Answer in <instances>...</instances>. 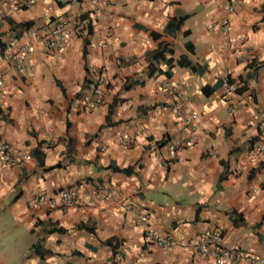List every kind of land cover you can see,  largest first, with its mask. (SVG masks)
Wrapping results in <instances>:
<instances>
[{"label": "crops", "instance_id": "crops-1", "mask_svg": "<svg viewBox=\"0 0 264 264\" xmlns=\"http://www.w3.org/2000/svg\"><path fill=\"white\" fill-rule=\"evenodd\" d=\"M223 1L107 0L106 12L95 14L34 0L0 19V138L28 153L19 165L0 166V264H121L117 254L133 264H212L215 250L194 246L205 233L264 255V153H249L264 139L256 118L264 114V0H241L230 11ZM69 14L78 34L52 50L35 38L20 52L24 29ZM169 17L182 19L173 34L163 31ZM160 44L171 52L163 54L170 76L150 55ZM6 49L24 61V73ZM180 56L204 71L176 65ZM99 75L100 101L91 107ZM225 77L239 91L209 89ZM176 137L184 145L170 155L166 143ZM71 186L80 190L77 204L48 205ZM101 186L118 190L117 199H95ZM232 210L242 223L232 224ZM147 228L176 245L150 244ZM36 241L48 252L36 255Z\"/></svg>", "mask_w": 264, "mask_h": 264}, {"label": "built area", "instance_id": "built-area-1", "mask_svg": "<svg viewBox=\"0 0 264 264\" xmlns=\"http://www.w3.org/2000/svg\"><path fill=\"white\" fill-rule=\"evenodd\" d=\"M64 4V6H70L71 4H79L81 6L88 8L91 12L95 14L106 12L108 7L107 0H57ZM241 0H224L223 8L227 11L232 9V4L240 2ZM34 3V0H0V19L9 14L11 11L19 8H29ZM69 16L55 18L50 20L43 27H29L24 29L23 37L25 42L19 45V50L21 53H27L31 46V41L35 38L41 40V45L45 50L57 49L67 42L68 38L73 34H78L80 28L76 26L77 20L72 22ZM76 19V18H75ZM222 37L223 44L226 47H229L233 40L229 36V25L225 19H221L218 22ZM4 58L7 59L11 66L18 68L20 73L26 71L24 61L20 59V56L15 53L13 50L6 49L4 50ZM96 83L98 84L97 88L93 89L94 99L89 102V105L92 107L98 102L100 98V85H102L103 80L101 77L96 78ZM164 88L168 87V83L163 84ZM222 87L231 92H234V85L227 84V82L222 83ZM1 88V82H0ZM193 114L190 115L189 120L194 119ZM257 120L264 122V114L260 115L257 113ZM191 129L194 130V127L191 126ZM184 145V139L177 137L169 140L166 143V151L168 154H173L176 149L181 148ZM251 155L256 153H264V139L260 143L256 144L249 150ZM27 158L25 152H17L12 149L8 141L3 138H0V166L1 165H18ZM79 188L77 186H71L65 188L57 193L56 198L49 199L48 205L51 207L62 206V205H75L78 202L79 197ZM94 198H110L116 200L119 196L118 190L115 188L103 187L101 186L94 192ZM43 199L42 196H40ZM144 239L152 245L158 247L171 248L176 245L177 241L169 236L168 234H161L156 230L147 228L144 231ZM194 246L199 253H205L209 250H215L214 259L212 264H264V255L257 257L249 253H244L239 248L236 247H223L221 246V240L218 233H208L198 235L194 241ZM117 260L121 264H133L130 260H125L119 254L116 255Z\"/></svg>", "mask_w": 264, "mask_h": 264}, {"label": "trees", "instance_id": "trees-1", "mask_svg": "<svg viewBox=\"0 0 264 264\" xmlns=\"http://www.w3.org/2000/svg\"><path fill=\"white\" fill-rule=\"evenodd\" d=\"M181 21L182 19L181 18H173V17H169L167 18V21H166V24L164 26V29L163 31L167 34H173L175 31H177L179 29V26L181 24ZM183 35H187L188 34V30H184L182 32ZM151 37L152 38H155L158 36V34L156 33H150ZM184 45L186 47L189 46V43L188 42H185ZM164 52H168V53H171L169 49H167L165 47V45L163 44H160L159 46H157V48H155L153 51L150 52V55L152 57V59L154 61H162L164 63H167L168 65V68L166 70L163 71L164 75L166 76H170V71L168 70L169 67H170V61L169 59L170 58H165L163 56ZM175 63L176 65L178 66H181V67H186L188 69H190L191 71L193 72H196V73H202L204 71V66H199V65H196L194 62H192L191 60H188L186 57L184 56H180L179 58H177L175 60ZM153 72V70H151ZM220 85V81H216L211 87H209V89H213L217 86ZM236 91H239L238 89H236ZM203 92H206V91H203ZM34 154V152H32ZM110 168H112L113 170L115 171H119V172H123V173H128L131 168L130 167H127V168H118L117 166H114V165H109ZM229 217L231 218V222L232 224H236L237 220L239 222H243V219L242 217L235 211V210H232L229 212ZM261 220H264V215L262 216ZM77 228H82V229H85L87 231H91V228L86 226L85 224L83 223H79L77 224L76 226ZM53 231H62V229H56V228H50V229H47L46 232H53ZM106 244L108 245H112L114 246L115 244L113 243V240L112 239H107L105 241ZM31 249L33 250V252L36 254V255H42L44 252H48V250H45V249H42L41 246H40V243L38 241H36L32 246H31Z\"/></svg>", "mask_w": 264, "mask_h": 264}, {"label": "clouds", "instance_id": "clouds-1", "mask_svg": "<svg viewBox=\"0 0 264 264\" xmlns=\"http://www.w3.org/2000/svg\"><path fill=\"white\" fill-rule=\"evenodd\" d=\"M221 20V19H220ZM222 35V34H221ZM223 38V37H222ZM222 43H223V40H222ZM224 45V44H223ZM225 46V45H224ZM231 46V45H230ZM226 47V46H225ZM98 77H101L100 75L98 76ZM102 78V77H101ZM102 80H103V78H102ZM218 81H220V80H218ZM223 82H227V84H230V85H232L230 82H229V80L225 77V79L224 80H222V81H220V86L222 87V83ZM103 84V83H102ZM97 86H98V84L96 83V79H95V82H94V84H93V87H92V99L90 100V102L94 99V97H93V89L94 88H97ZM100 88H101V90H102V88H103V85H100ZM236 89H237V87H235V90H234V92H237L236 91ZM101 90H100V95H101ZM100 101V98H99V100H98V102ZM98 102H96L95 103V105L98 103ZM93 107V106H92ZM177 138V137H176ZM174 139V138H173ZM7 141V140H6ZM10 144V143H9ZM11 145V144H10ZM12 147V146H11ZM12 149L13 150H15L13 147H12ZM179 149V148H178ZM177 150V149H176ZM175 150V151H176ZM15 151H17V152H24V151H18V150H15ZM26 153V152H25ZM27 154V158H28V153H26ZM26 158V159H27ZM25 160V159H24ZM23 160V161H24ZM19 165V164H18Z\"/></svg>", "mask_w": 264, "mask_h": 264}]
</instances>
